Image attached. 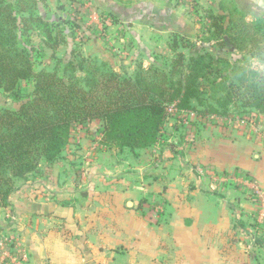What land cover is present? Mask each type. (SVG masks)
Masks as SVG:
<instances>
[{"label": "crops", "instance_id": "0c3cea01", "mask_svg": "<svg viewBox=\"0 0 264 264\" xmlns=\"http://www.w3.org/2000/svg\"><path fill=\"white\" fill-rule=\"evenodd\" d=\"M170 1L141 0L147 9L138 12L136 23L147 28L142 33L192 39L198 33L194 18ZM93 5L111 14L117 9L113 0H93ZM166 15L168 21L158 19ZM145 39L147 47L155 42ZM202 116L197 117L205 126L181 154L167 151L162 167L136 169L126 150L104 149L93 153L89 168L53 164L42 168L38 179H15V186H22L0 205V238L10 247L8 257L0 251V264H254L248 255L249 222H244L259 203L237 189L216 190L212 176L240 170L264 189V146L227 135ZM93 122L91 129L97 130ZM90 139L95 140L86 135L78 141ZM195 166L206 175L191 172ZM161 201L164 213L155 212Z\"/></svg>", "mask_w": 264, "mask_h": 264}, {"label": "rangeland", "instance_id": "374dc122", "mask_svg": "<svg viewBox=\"0 0 264 264\" xmlns=\"http://www.w3.org/2000/svg\"><path fill=\"white\" fill-rule=\"evenodd\" d=\"M113 1L116 2L117 9L111 14L96 9L93 0H48L50 12L54 16L62 18L63 23L60 26L70 33H74V38L68 39L69 43L63 44L53 51L44 46L45 36L38 28L29 29L27 36L33 45L45 47L42 57L34 60L35 70L38 72L57 68L62 74L67 63L73 60L72 51L99 65H106L117 73H126L131 76H136L142 65L170 70L172 62L177 60L176 54L178 53L184 55L185 61L191 65L195 50H198L204 57L196 72L197 77L194 79V88L197 90L196 97L191 95L193 99H190V103L189 100L188 102L185 99L182 100V97L167 101L164 104L165 120L157 140L149 142L151 144L142 148L137 147L134 151L129 148L124 149L129 153L125 156L129 155L131 159L132 157L136 159V169L147 168L149 165L153 167L160 163L162 167L168 158L169 152L167 151L170 149L176 148L177 154H181L186 143L191 142L193 136L205 126L203 121L198 120L197 116L201 115L204 116L206 124L220 128L227 135L255 139L258 144L264 146V84L259 81L258 76L252 74L256 69H260L258 75H264V44H258L251 38H246V35H241L238 37L239 39H236L238 48H236V53H231L227 47L211 45L217 39L211 35L213 30L210 31L213 24L211 15L228 14L232 8L239 10L247 23L260 21V24L264 25V0H221L216 7L212 6L213 4L210 5V0H171V7L181 6L185 14L194 18V23L198 26V33L192 39L175 33H154L149 29L143 32L144 35L142 31L147 28L136 23L139 13L145 8L147 9L146 6H141L138 3L141 0ZM173 1L175 2L173 3ZM137 5L139 6L137 7ZM169 18L170 16L166 15L158 19L165 22ZM68 19L69 22H66ZM149 24L151 25L152 21H149ZM144 36L150 41H155L152 46L147 47L143 43ZM147 39L145 40L147 41ZM174 40L178 42V52L171 49ZM232 50L234 49L232 48ZM236 64H239L241 68L237 80L238 85L244 82L241 78L245 80L246 86L253 85L255 82V85L259 86V92L262 93L263 98L243 95L242 93L246 91L242 89L239 95L233 94V99H230L225 87L219 90L209 88L214 80H217L221 74L228 73ZM84 75L85 72H82L79 76ZM181 82L184 87L186 81ZM172 84L181 86L180 74L174 77ZM34 89V81L22 82L17 90L18 96L0 89V109L18 110L21 104L29 100ZM245 98H250L253 103L249 104ZM90 123L74 128L65 150L52 161L44 158L40 164L43 167L39 166L31 176L24 177V182L38 179L41 177L42 168L53 164H72L89 168L92 164L93 153L96 151H99L98 153L104 149L120 151L117 144L113 145L114 143L104 132L103 121L93 122L94 126L98 128L97 130L91 129ZM86 135L94 137L95 140L90 139L88 144L80 143L79 138L83 136L86 138ZM165 151L167 152L166 159L162 154ZM261 151L258 149L256 153L261 154ZM160 158H163L164 162L163 160L160 162ZM131 168L135 167L131 166ZM219 182L218 184L214 182L218 185V187H214L216 190L237 189L250 198L256 199L255 201L259 203V209L254 214L255 216L253 215L252 219L244 224L247 225L249 222V229H247L250 242L248 255L254 264H264V189L260 188L248 174L240 170L233 173H221ZM22 184L23 182L17 183L16 186L13 184L10 198L18 192ZM164 204L166 205L164 201H161V204L156 205L159 210L155 209L154 211L164 213L166 208ZM10 217L12 218V216Z\"/></svg>", "mask_w": 264, "mask_h": 264}, {"label": "trees", "instance_id": "16d2710c", "mask_svg": "<svg viewBox=\"0 0 264 264\" xmlns=\"http://www.w3.org/2000/svg\"><path fill=\"white\" fill-rule=\"evenodd\" d=\"M47 2L0 0V89L18 96L22 82L35 83L33 94L18 110L0 109L1 206L10 201L15 179L36 172L44 158L54 160L65 150L78 125L103 121L104 132L113 145L117 144L120 150L134 151L157 140L165 120L167 101L182 97L190 103L191 95L196 97L197 93L194 79L204 59L198 50H195L192 65L178 53L170 70L142 65L136 76L117 73L75 51L71 52L73 60L67 63L62 74L57 68L36 71L34 60L42 57L45 47L56 51L74 38V33L60 26L62 18L50 12ZM211 19V35L217 39L212 42L213 46L227 47L231 53H236V39L241 35L264 44V25L260 21L247 23L236 8L228 14L211 15ZM33 27L44 34L45 47L31 43L27 32ZM178 47L174 40L171 49L178 52ZM240 71L236 64L209 88L225 87L230 99L242 89L246 91L243 95L263 98L255 82L246 86L241 78L244 82L238 85ZM82 72L85 75L79 76ZM179 74L181 86L178 87L172 82ZM254 75L264 84V75ZM183 80L186 81L184 87ZM245 100L253 103L250 98Z\"/></svg>", "mask_w": 264, "mask_h": 264}, {"label": "built area", "instance_id": "2783aa9c", "mask_svg": "<svg viewBox=\"0 0 264 264\" xmlns=\"http://www.w3.org/2000/svg\"><path fill=\"white\" fill-rule=\"evenodd\" d=\"M191 172L195 173V174H198V175H206V172L203 168H200V167H192L191 168ZM220 178V174H216V175H213L212 178H213V181L218 184L220 183L219 182V178ZM230 177V176H229ZM7 242L8 240L6 238H0V251L3 250V253L2 254H5L6 257L10 256V251L8 250V248L10 247H7Z\"/></svg>", "mask_w": 264, "mask_h": 264}, {"label": "clouds", "instance_id": "9594fccd", "mask_svg": "<svg viewBox=\"0 0 264 264\" xmlns=\"http://www.w3.org/2000/svg\"><path fill=\"white\" fill-rule=\"evenodd\" d=\"M259 72H260V69H256L255 72H254V74H257L258 75Z\"/></svg>", "mask_w": 264, "mask_h": 264}]
</instances>
